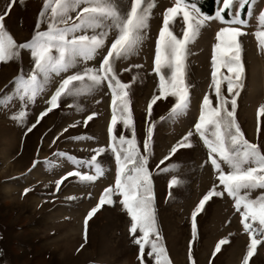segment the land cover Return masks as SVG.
I'll return each mask as SVG.
<instances>
[{
  "label": "rangeland",
  "instance_id": "1",
  "mask_svg": "<svg viewBox=\"0 0 264 264\" xmlns=\"http://www.w3.org/2000/svg\"><path fill=\"white\" fill-rule=\"evenodd\" d=\"M215 6L0 0V264H264V0Z\"/></svg>",
  "mask_w": 264,
  "mask_h": 264
},
{
  "label": "trees",
  "instance_id": "2",
  "mask_svg": "<svg viewBox=\"0 0 264 264\" xmlns=\"http://www.w3.org/2000/svg\"><path fill=\"white\" fill-rule=\"evenodd\" d=\"M186 2L192 3L195 5V7L199 10V12L205 16H213L215 14V10H216V0H184ZM248 3L249 1H246L243 3L242 7H241V16L243 18H245L247 11H248ZM225 16L227 15V11H224ZM217 66L216 69L217 71L221 70V64L220 61L217 60L216 61ZM219 69V70H218ZM217 95L218 98L220 100V103H222V88H218L217 89ZM221 108L218 109L217 111V119H218V127H219V133L221 136V145L223 147L224 152H228L229 150V139H230V134L227 130V124L224 121L225 119L223 118L224 115V109L222 106H220ZM112 143L114 144L115 148H117V144L115 142V140H112Z\"/></svg>",
  "mask_w": 264,
  "mask_h": 264
}]
</instances>
